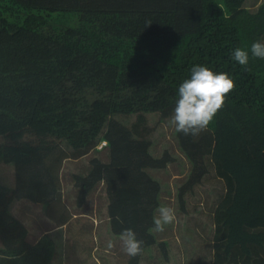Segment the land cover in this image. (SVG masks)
<instances>
[{
  "label": "trees",
  "instance_id": "1",
  "mask_svg": "<svg viewBox=\"0 0 264 264\" xmlns=\"http://www.w3.org/2000/svg\"><path fill=\"white\" fill-rule=\"evenodd\" d=\"M244 2L0 0V264H71L94 247L93 223L65 226L96 213L118 234L117 217L133 223L136 264L146 251L148 264H264V59L250 53L264 42V1ZM195 65L228 73L235 89L207 130L174 131L185 158L178 211L195 218L186 237L160 240L153 170L179 158L172 147L157 154L152 137ZM210 178L222 189L210 191ZM203 194L209 212L192 204ZM38 219L59 237L37 241ZM182 238L201 250L189 258Z\"/></svg>",
  "mask_w": 264,
  "mask_h": 264
},
{
  "label": "clouds",
  "instance_id": "2",
  "mask_svg": "<svg viewBox=\"0 0 264 264\" xmlns=\"http://www.w3.org/2000/svg\"><path fill=\"white\" fill-rule=\"evenodd\" d=\"M250 53L252 57L264 59V42H253ZM232 59L242 66H247L249 51L236 48L232 52ZM234 89L235 82L228 73L214 72L202 65L193 66L190 78L185 79L178 87V99L170 123L176 132L198 136L207 130L218 111L224 107L227 95ZM157 211L158 215L153 217L154 231L163 232L165 226L175 222V210L160 206ZM117 220L123 223L119 217ZM119 239L122 250L128 256L135 257L142 252L143 242L137 239L131 228L124 229ZM111 246L109 243V247Z\"/></svg>",
  "mask_w": 264,
  "mask_h": 264
},
{
  "label": "crops",
  "instance_id": "3",
  "mask_svg": "<svg viewBox=\"0 0 264 264\" xmlns=\"http://www.w3.org/2000/svg\"><path fill=\"white\" fill-rule=\"evenodd\" d=\"M168 198H169L168 195L165 196L164 202H162L160 206H168V207L173 208L169 201L168 203H166V200ZM157 215H158V211H156L155 213V216ZM81 216L83 218L74 222V224H72L73 223L72 221H68L69 223L67 225L65 224L66 226L64 225L65 230L70 225L71 226L76 225L77 228L79 229L81 227L82 228L91 227L93 223L95 243H93L94 245L93 248H88L85 250V252L80 253L79 251H77L76 261L71 262V264H136V262H134L135 259L133 257L128 256L122 250V244L119 239L120 234L115 232L116 224L115 222L114 224L111 223V220H110L111 217H108L107 214L105 213V218L102 219L98 216V213H96V215L91 217V219H88L85 217L87 216L85 214H79V215L74 214L75 218L81 217ZM38 221H39V225H35L36 240L37 239L39 240L43 234H49L53 239H57L59 237L60 229H61L60 227L56 226L51 229H47L49 227L46 225V223H44V219H38ZM27 224L29 226L32 225V220L28 221ZM121 225H123L124 229L126 228L133 229V223L131 221H123ZM154 232L160 240H166L171 237H177L178 239H180L181 234L179 231V220L177 219V215H176L175 222H173L170 225L165 226V230L163 232H157V231H154ZM183 241L185 243L187 241L186 244H187L189 258H191V256H193L194 253H197V251L201 250L195 245L194 242H191L190 238L183 239ZM84 242H85V239H84ZM91 242H92V239H91ZM109 243L112 244L111 247H109ZM171 247L173 251L175 247L179 250H181L182 248V251L184 252L183 246H181L180 248L173 243L171 244ZM148 259L149 257L146 251L143 257H141L139 264H148ZM63 264H64V255H63Z\"/></svg>",
  "mask_w": 264,
  "mask_h": 264
},
{
  "label": "rangeland",
  "instance_id": "4",
  "mask_svg": "<svg viewBox=\"0 0 264 264\" xmlns=\"http://www.w3.org/2000/svg\"><path fill=\"white\" fill-rule=\"evenodd\" d=\"M264 0H245L244 4L250 8L252 11L256 10L259 5ZM175 127L170 123V121H166L164 124H162L157 132L153 135L154 140V146L155 151H157V154L160 153L161 150L172 147L174 151L178 152L176 155L179 159L175 163L176 165H173L171 168H167L165 170H158L155 169L153 171H158L160 178L163 180V189H164V197L168 195V193H171L170 198L166 200V203L168 201L171 205L174 206L176 213H177V219L179 220V231L182 236V234L186 237L187 230L184 229V227L188 225H192L191 223L194 222L192 220L195 218V215L191 213H182L181 211H178V201L176 200V191H177V184L179 183L178 180L182 178V167H183V159H185L183 156H181V151L179 148V145L177 144L174 136ZM206 187L209 188L210 191L215 192L216 190H221L223 183L219 180L214 181L213 178H210L205 182ZM198 199L203 200L199 201L196 197L192 196V204H198V206L204 207L205 212L211 211L212 203H213V197L211 199L200 195ZM205 199V200H204ZM20 204V203H19ZM97 205V202H96ZM98 206V205H97ZM190 208V207H189ZM16 209V210H15ZM98 209V208H97ZM12 211L15 213L18 212L16 205H14V209ZM205 219L206 224L209 226L208 217L202 216L201 217V224L203 220ZM188 224V225H186ZM204 224V223H203ZM194 237V234L192 235ZM94 241V240H93Z\"/></svg>",
  "mask_w": 264,
  "mask_h": 264
},
{
  "label": "built area",
  "instance_id": "5",
  "mask_svg": "<svg viewBox=\"0 0 264 264\" xmlns=\"http://www.w3.org/2000/svg\"><path fill=\"white\" fill-rule=\"evenodd\" d=\"M102 143H106V141L104 140Z\"/></svg>",
  "mask_w": 264,
  "mask_h": 264
}]
</instances>
